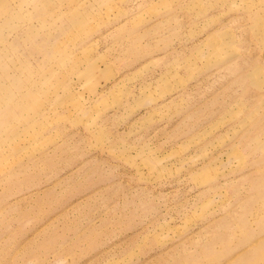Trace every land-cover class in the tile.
Masks as SVG:
<instances>
[{"label":"rangeland","instance_id":"rangeland-1","mask_svg":"<svg viewBox=\"0 0 264 264\" xmlns=\"http://www.w3.org/2000/svg\"><path fill=\"white\" fill-rule=\"evenodd\" d=\"M0 264H264V0H0Z\"/></svg>","mask_w":264,"mask_h":264}]
</instances>
